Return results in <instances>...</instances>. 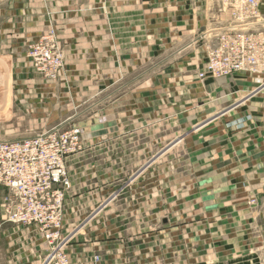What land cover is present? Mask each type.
Here are the masks:
<instances>
[{
	"label": "crops",
	"instance_id": "0c3cea01",
	"mask_svg": "<svg viewBox=\"0 0 264 264\" xmlns=\"http://www.w3.org/2000/svg\"><path fill=\"white\" fill-rule=\"evenodd\" d=\"M221 1L0 0V115L11 100L39 130L88 126L67 160L71 264H264V73L198 75L233 22ZM52 29L64 65L49 81L28 49ZM180 154L181 188L193 170L197 198L175 209L173 195H137L159 171L173 194ZM48 251L37 227L0 218V264H42Z\"/></svg>",
	"mask_w": 264,
	"mask_h": 264
},
{
	"label": "built area",
	"instance_id": "2783aa9c",
	"mask_svg": "<svg viewBox=\"0 0 264 264\" xmlns=\"http://www.w3.org/2000/svg\"><path fill=\"white\" fill-rule=\"evenodd\" d=\"M233 20L207 48L199 78L218 79L236 72L264 73V20L259 0H222ZM35 70L57 79L64 65L56 31L30 44ZM83 148L78 127L53 128L33 137L0 142V200L2 221L35 226L44 233L49 251L42 264H71L60 240L62 208L70 178L68 158ZM96 261L100 260L96 256Z\"/></svg>",
	"mask_w": 264,
	"mask_h": 264
},
{
	"label": "rangeland",
	"instance_id": "374dc122",
	"mask_svg": "<svg viewBox=\"0 0 264 264\" xmlns=\"http://www.w3.org/2000/svg\"><path fill=\"white\" fill-rule=\"evenodd\" d=\"M259 5H260L261 13H262L261 18H260V22H262L261 20H262V17L264 16V0H259ZM229 17H230V13H229ZM7 71H8V69L6 67H4L3 64L0 62V107L3 105L4 98H5V90H4L5 86H4V84L6 83V79H7V74H8ZM47 80L50 81V79H47ZM51 81H53V80H51ZM72 127L80 128L81 137H82V134H83L85 127L88 128V126H83V125H72V124L65 125L64 124V125L51 126L50 128H47L46 130H43V129L39 130L38 128L35 127V125L30 124L28 119H26L24 117V115L21 113V110L14 109L11 106V100H10V106H8V108L0 115V142L1 141H11V140H18V139L33 137L39 133H42L41 131L44 132V131H47V130H50L53 128L69 129ZM162 130H163V128L160 126V131H162ZM163 143H164V141L163 142L160 141V145H162ZM86 144H87V142L82 140L83 148H85ZM96 148H102V146L100 145ZM171 162H173L174 168L176 170V172L174 174V177H175L174 183H175L176 187L173 190L174 191L173 194H172V191L166 192V189L161 188L162 184H164V182H166V179L161 178V176L163 174L159 171V173H157V174H159L158 175L159 177L157 179H155L154 181H152V179H153L152 177L148 178L146 180L145 185H143V188L137 192V195L141 194L142 196H150L151 191L155 192V194L160 196V197L165 196V195H169V196L173 195L175 197V203L178 202L179 199H181L182 197H185V196H188L191 200L194 198H197L198 194H199L198 177H197L198 174L196 172H194L193 170H192L191 174L190 173L185 174V176H187V175L190 176V182H189L190 185H189L188 191H186L184 194L183 193L184 191L181 188V186L183 184L188 185V179L183 178V174H182L183 157H182V155L180 154V155H176V156L172 157ZM192 169H193V167H192ZM150 181H152V184ZM156 184H157V186H159L158 189L155 188ZM152 187H154V188H152ZM4 193H5V188L0 186V200H1V197ZM249 200H250L251 204H255L257 201L256 198H251ZM160 205H159V207L161 208L162 206H160ZM143 207L145 210L148 206H143ZM164 207H166V206H164ZM170 207L171 206H169V208ZM178 207H179V205H178V203H176L174 205V208L176 209ZM191 207H193V205ZM0 218H1V216H0ZM4 223H8V222H4Z\"/></svg>",
	"mask_w": 264,
	"mask_h": 264
}]
</instances>
